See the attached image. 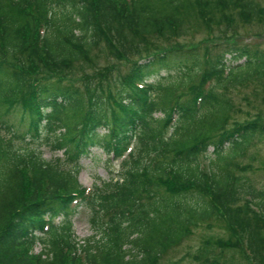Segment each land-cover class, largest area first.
<instances>
[{"label":"trees","instance_id":"obj_1","mask_svg":"<svg viewBox=\"0 0 264 264\" xmlns=\"http://www.w3.org/2000/svg\"><path fill=\"white\" fill-rule=\"evenodd\" d=\"M239 9L245 23L264 22V7L253 0H0V264H156L182 242L189 225L213 215L235 238L217 241L219 247L243 252L245 239L251 260L264 264V207L240 205L237 188L228 189L230 179L218 177H226L219 162L230 152V159L237 157L255 137H264L263 119L225 128L229 106L215 92L227 70L224 55L190 87V99L178 98L162 125L155 126L154 116L162 111L159 88L165 85L148 80L188 55L177 46L159 47L135 61L115 94L108 82L105 95L102 83L86 71L85 88L77 86L85 68L79 62L91 66L90 52L102 40L119 53L140 54L142 44L146 51V44L154 46L148 36H175L191 17L210 29V18L220 16L215 25L232 22L227 12ZM229 52L243 62L232 70L234 83L247 78L240 76L244 71L264 77V51ZM187 72L191 79V69L179 68L180 76ZM12 111L21 124L27 122L22 134L7 118ZM176 115L180 125L166 137ZM42 138L64 150L72 167L31 149ZM15 139L26 148L17 149ZM97 147L119 158L131 152L119 178L89 190L78 180L80 161ZM211 147L221 175L204 179L199 159ZM160 189L164 193L155 197ZM246 192L264 202L263 190ZM83 203L94 216L110 217L107 241L82 245L74 236L72 215ZM48 233L51 243L34 253L38 234Z\"/></svg>","mask_w":264,"mask_h":264},{"label":"rangeland","instance_id":"obj_2","mask_svg":"<svg viewBox=\"0 0 264 264\" xmlns=\"http://www.w3.org/2000/svg\"><path fill=\"white\" fill-rule=\"evenodd\" d=\"M253 1L264 7V0ZM239 12L240 9L228 11L227 14L233 16L234 21L230 22L227 19V22H223L221 25L214 24V22L221 19L220 16H216L212 20L210 18V29L207 28L206 23L202 24L195 17H191L187 19L184 30L175 36H171L173 34L169 35V33L166 34V37L148 36L149 42L154 46L150 49V44H146L147 49H149V51H146L145 44H142L140 54L131 52L129 49L126 52L120 50L121 53H119L116 50H112L107 42L102 40L98 45L93 46L90 52L93 60L91 66L85 60L79 62L83 65L80 66L85 68H83V72H78L80 78L77 86L85 88L82 82V79H84L82 75L86 71L93 78V82L96 83L97 80L102 83L105 95L107 94L106 86L108 82L112 84V90L115 94L121 89L122 79L130 71L135 61L143 60L147 54L159 47L177 46L183 50L182 52L185 55L186 53L188 55L185 58L174 61L170 66L171 70H162L148 80L149 83L154 85L158 82H162L165 85H163L164 88H159V94L162 96V101L160 102L162 111L154 116L155 126L158 124L162 125L166 112H169L178 98L182 97L180 99L184 101L192 97L189 91L190 87L197 85L202 74L212 70L223 55L224 61L227 63L228 74H223L222 87H215L216 78L212 80V87L216 88L215 92L221 94L229 106L225 128L231 129L235 123H244L256 119L264 120V77L260 78L257 73L252 75L253 72L244 71L240 76L247 78H242V82L234 83L230 80L232 70L240 63H243L234 60V55L229 52L231 49H248L251 53L256 50L264 51V22L260 23L254 20L250 23H245L239 16ZM114 39L116 42L121 43L118 38L114 37ZM119 48L121 49L120 46ZM195 62L198 64L194 65ZM179 68L191 69L193 73L191 79L189 72L185 76H180ZM3 107L7 108L8 104L4 103ZM7 118L15 124L21 134L27 131V122L25 121V124L20 123L19 113L12 111ZM171 125L172 127H168L169 129L166 130V137L171 136L172 132L179 127L178 115L174 117ZM3 135L10 138V134L6 131L3 132ZM14 145L17 149H24L27 146L21 139H15ZM31 149L41 153L47 161L61 159L62 165L66 168L72 167V163L64 155V150L53 148L44 141V138L40 142L31 145ZM228 151L229 147L227 146L223 155L227 154ZM130 152L126 153L124 158H119L115 156L114 152H107L100 147L94 148L91 154L83 157L80 161L81 168L78 174L80 184L83 187L92 189L95 185L100 187L104 182L119 178V174H122L127 169L125 158L129 159ZM231 157L232 152L226 158L229 160L226 161L225 159L219 162V168H222L226 174V177H222L217 169L218 158L213 155V148L211 147L209 152L199 159L200 175L204 179H210L216 173L220 174L221 176L218 177L222 179H230L228 189L233 186L237 188V198L240 205L253 201L254 205H258L257 209L263 211L264 202L255 199L246 191L249 188L255 192L264 191V137H255L247 144L239 156L230 159ZM148 161L149 159L144 163H148ZM171 161L172 157L170 156L166 162L170 163ZM153 192H155V197H158L164 193V190H154ZM192 200L190 199L189 201ZM142 201L144 203L149 202V199L144 197ZM109 218L103 213L96 217L86 203L80 204L77 207L76 214L72 215L71 219L74 236L82 245H86L85 243L89 239H105L104 242L107 241L108 238L107 234L104 233V226H108ZM93 220L96 221V224ZM62 221V218L58 219L56 226L60 227ZM225 226L226 224L222 218L216 215L199 222L197 225H189L188 232L182 242L169 248L156 264H206L205 261H207V264H255L251 260V254L247 248L248 245L246 246L245 239L243 240V246H245L243 252L248 257L245 256L242 250L241 252L235 249L224 250L219 247V244H216L219 240L226 241L234 238L231 231L227 230ZM107 231L112 233L109 230ZM38 237L32 248L34 253L41 252L53 239L50 233L38 234ZM134 253H137V251L135 250Z\"/></svg>","mask_w":264,"mask_h":264}]
</instances>
